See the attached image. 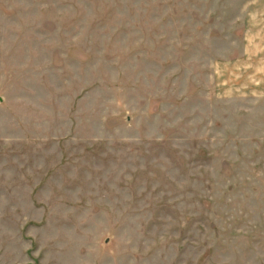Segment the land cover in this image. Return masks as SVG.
I'll use <instances>...</instances> for the list:
<instances>
[{
  "label": "rangeland",
  "instance_id": "rangeland-1",
  "mask_svg": "<svg viewBox=\"0 0 264 264\" xmlns=\"http://www.w3.org/2000/svg\"><path fill=\"white\" fill-rule=\"evenodd\" d=\"M0 264H264V0H0Z\"/></svg>",
  "mask_w": 264,
  "mask_h": 264
}]
</instances>
